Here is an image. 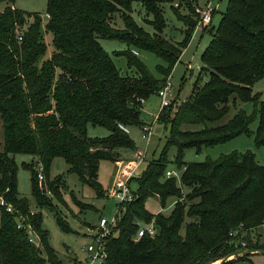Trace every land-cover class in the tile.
<instances>
[{
	"label": "trees",
	"instance_id": "obj_1",
	"mask_svg": "<svg viewBox=\"0 0 264 264\" xmlns=\"http://www.w3.org/2000/svg\"><path fill=\"white\" fill-rule=\"evenodd\" d=\"M1 1L5 5L0 9V195L12 210L0 204V264H62L42 227L41 212L33 211L18 192L14 154L33 155L23 165L31 171L37 205L53 210L62 228L69 230L52 203L53 196L61 197L58 183H64L60 174L49 176L53 158L63 157L68 171L102 194L99 160L115 161L119 148L134 147L119 123H143L142 101L170 76L192 36L198 0H46L44 28L53 45L48 56L40 13L18 8L14 0ZM134 2L140 4V14L144 9L142 19L153 32L132 15ZM164 4L184 23L179 41L161 34L166 25ZM116 17L122 26L115 24ZM209 31L211 38L200 53L201 71L209 76L203 82L196 78L190 94L173 111L175 97L159 112L157 120L169 124L168 137L161 154L131 177L137 183L135 196L120 204L104 264H209L241 250L242 242L248 250L264 249L258 231L264 222V164L256 160L255 152L234 149L216 158L183 159L187 147L199 150L240 133L252 134L255 145H264V98L252 89L264 75V0H227ZM98 37L124 41L127 48L117 53L125 55L135 73L122 74ZM135 48L164 59L165 65L158 67L161 77L149 70ZM232 95L252 100L253 112L239 108L226 121L211 125L227 113ZM255 118L257 126L251 129ZM189 122L202 126L182 127ZM88 124L104 125L109 133L90 136ZM171 145L177 148L174 163L183 167L179 183L174 175H166ZM35 160L42 163L45 189ZM182 186L188 188L186 193ZM155 194L162 206L174 197L168 214L145 207L147 197ZM18 217L36 230L41 246L29 241L25 228L17 225ZM150 220L155 233L135 239L139 223ZM250 253H236L215 264Z\"/></svg>",
	"mask_w": 264,
	"mask_h": 264
},
{
	"label": "rangeland",
	"instance_id": "obj_2",
	"mask_svg": "<svg viewBox=\"0 0 264 264\" xmlns=\"http://www.w3.org/2000/svg\"><path fill=\"white\" fill-rule=\"evenodd\" d=\"M214 11L212 14V19L210 23L206 25L199 23V13L197 12L196 24L193 29V33L186 46L182 49L179 59L175 62L169 79L172 83V88L175 91V102L173 103V109L177 106L178 101L185 99L191 92L192 85L196 78L199 77V81H205L209 73L208 71H201V66L203 63L200 60V53L204 47L208 44L211 33L209 28L212 25H217L220 20L221 13L226 7L227 0H210ZM206 0H198V6H202ZM14 6L27 10V11H38L41 16V29L44 33V39L47 44L46 56L50 55L51 49L53 47L51 42V35L49 32L45 31L44 23L47 19L46 16V0H14ZM5 5L4 1L0 2V9ZM141 9L138 2H134L132 15L135 19L144 26L150 32L154 31L153 26L143 21L142 14L145 12ZM139 12V13H138ZM164 15L166 18V25L163 28L161 34L173 41H179L183 37L182 29L184 27L183 21L178 18L173 10L168 4H164ZM148 17H151L149 15ZM115 24L122 26V20L120 17H116ZM204 29V30H203ZM102 46L110 53L113 61L120 70L122 74H134V67L127 65V60L124 54L117 53L123 49L127 48L124 41L117 38L110 37H98ZM134 48V47H132ZM137 49V48H135ZM138 56L145 62L149 70L157 77H161V73L158 69L159 65H165L164 59L147 49H137ZM167 77V78H168ZM167 80V79H166ZM253 91H260L261 97L264 98V75L256 80L252 84ZM235 95H232L229 100V110L227 113L218 121L212 124L222 123L226 121L232 114L239 108L244 109L247 113L251 114L253 112L254 103L252 100H241ZM160 97L156 92L150 93L142 101V106L140 109V119L141 121H150L159 112ZM258 119L255 118L250 123V128L255 129L257 126ZM141 124H130L128 125V134L133 141L134 147H121L119 148L120 154L118 159L127 160L134 156L137 150H141L144 154V159L139 164V167L135 171V175H139L145 168L146 164L157 158L163 149L166 142V138L169 134V124L164 120H155L152 127V133L150 138L147 140L142 135ZM202 126V123L189 122L182 124L183 128L187 129H198ZM109 129L104 125L99 124H88L87 134L90 136L104 137L108 135ZM2 125L0 119V149L2 148ZM244 151L246 149H251L255 152L256 160L264 164V145L257 146L254 143L253 135L247 133H240L234 137L219 142L212 145H203L199 150L195 147H187L184 151L183 159L185 161H197L204 160L208 157L216 158L221 153H226L231 150ZM168 157V169H175L180 177L183 167H178L174 163L175 156L177 155V148L175 145L169 146L167 153ZM15 161L17 163V189L21 196L26 197L29 200L30 208L33 211H40L42 216V227L47 230L48 239L52 247H54L58 258L61 260L62 264H72L74 258H83L85 253L83 247L91 240L88 234L93 228V224H96L101 215H104L108 219L115 216L118 208L120 206L119 201L115 197H110L107 194V189L113 183L114 179L118 174V166L115 161L107 158H102L99 160V168L97 179L102 187V194H97L96 190L92 185L82 182L79 180L77 174L72 171H68V163L61 156H56L53 158L50 169V178L60 174L63 176L64 183H58L60 198L53 196L52 203L54 204L59 216L62 218L63 222L67 224L70 229L66 230L57 221V215L54 211L47 206L39 207L37 205L36 199L31 191V171L29 168L24 167L23 161L30 162L33 155L28 153H15ZM116 159V160H118ZM34 167L36 169L38 161H33ZM43 174V171L41 170ZM133 177V176H132ZM176 181L179 183L177 177ZM44 174L40 183H43L44 189ZM130 187L135 191L137 183L134 180L129 179ZM183 187V193H186L188 188ZM48 196H52L50 190H46ZM174 197L170 196L167 198L164 206L160 204L159 197L151 195L145 200V207L151 212L161 211L164 214H168L173 207ZM126 203H122V206ZM188 220V217L185 218ZM27 225L28 222H24L22 217H18V222ZM262 223L258 227V231L263 227ZM264 230V229H262ZM89 231V233H87ZM264 232V231H262ZM260 234L261 231H259ZM262 238V237H261ZM264 241V235L263 240ZM41 246V243H39ZM242 249H246L245 244H242ZM232 256V255H231ZM228 256V257H231ZM233 257V256H232ZM221 260L220 258L216 261ZM214 261V262H216ZM213 263V262H212ZM224 264H264V253L253 252L248 254L245 258L235 259L233 261Z\"/></svg>",
	"mask_w": 264,
	"mask_h": 264
},
{
	"label": "built area",
	"instance_id": "obj_3",
	"mask_svg": "<svg viewBox=\"0 0 264 264\" xmlns=\"http://www.w3.org/2000/svg\"><path fill=\"white\" fill-rule=\"evenodd\" d=\"M175 5H177V2H175ZM195 10L199 13V23L206 25L207 23L211 22L214 7L212 6L210 0H206V2L201 7L196 4ZM133 51L135 53H138L136 49H133ZM156 93L160 97V112L162 108L168 105L171 99L175 96V91L172 88V83L169 77L167 78L166 82L157 90ZM159 112L154 116L152 120L145 121L140 126L142 135L147 138V140L150 138L153 123L155 120H157ZM119 125L125 131H128V127L126 125L122 123H119ZM143 159V152L141 150H137L132 158H129L127 160H115L118 166V174L113 183L107 189L108 196L115 197L120 204L126 203L133 199V197L135 196V192L130 187L129 179H131V177L135 175V171L137 170L139 164ZM42 167L43 166L41 161H38L36 170L38 179L40 181L43 178V174L41 173ZM166 175H174L180 181V175L175 169H167ZM0 204H4L7 210H12L11 204L5 202L3 196L1 195ZM119 209L120 206L118 208V211ZM118 211L116 212V214L118 213ZM116 214L111 219H108L104 215L100 216L98 222L96 224H93L91 232H87L89 233L88 236H90L91 240L83 247L85 256L80 259L74 258L72 260V264H104L108 255V238L113 232H115L114 225L116 223ZM17 225L19 227L25 228L29 241L33 242L36 245H39L40 237L36 230L29 223L27 225H24L20 221ZM155 231L156 227L153 220H150L149 222L141 221L139 223L137 232L134 235V238L137 239L143 233H149L152 235L155 233ZM242 243L244 244V242Z\"/></svg>",
	"mask_w": 264,
	"mask_h": 264
},
{
	"label": "water",
	"instance_id": "obj_4",
	"mask_svg": "<svg viewBox=\"0 0 264 264\" xmlns=\"http://www.w3.org/2000/svg\"><path fill=\"white\" fill-rule=\"evenodd\" d=\"M243 252H262V253H264V249H260V250L241 249V250H238V251H236V252L231 253V255L234 256L236 253H243ZM232 256H231V257H232ZM231 257H225V258H222V259L219 260V261H216V262H213V263H209V264H215V263H218V262H222V261H225V260H227V259H229V258H231Z\"/></svg>",
	"mask_w": 264,
	"mask_h": 264
},
{
	"label": "crops",
	"instance_id": "obj_5",
	"mask_svg": "<svg viewBox=\"0 0 264 264\" xmlns=\"http://www.w3.org/2000/svg\"><path fill=\"white\" fill-rule=\"evenodd\" d=\"M204 30V29H203ZM262 229H264V225H263V227L259 230V231H261V233L262 234H260V240H263V235H264V232H262V231H264V230H262ZM262 237V238H261Z\"/></svg>",
	"mask_w": 264,
	"mask_h": 264
}]
</instances>
